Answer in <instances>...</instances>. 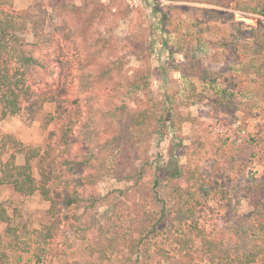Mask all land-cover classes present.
<instances>
[{
	"label": "rangeland",
	"instance_id": "rangeland-1",
	"mask_svg": "<svg viewBox=\"0 0 264 264\" xmlns=\"http://www.w3.org/2000/svg\"><path fill=\"white\" fill-rule=\"evenodd\" d=\"M7 1L18 12L29 10L56 40L32 47L50 69L35 73V89L53 93L58 82L67 81V112L75 110L74 101L80 111L73 151L88 146L80 135L87 122L93 139L121 134L117 119L110 125L105 114L124 115V105L150 104L162 120L138 140L110 146L114 155L108 171L95 183L84 166L67 179L71 192L102 200L92 209L83 202L70 210L53 238L43 237L53 218L39 192L26 196L9 185L0 187V202L18 228L19 244L9 246L7 225L0 222V251L7 256L2 264H122L131 254V240L142 237L144 243L127 264H210L198 243L178 242L185 234L194 238L191 221L172 225L170 213L175 215L179 199L199 225L214 230L237 255L258 251L264 244V230L254 222L264 197V51L255 57L251 36L254 30L264 36V16L240 6L264 0L232 1L225 7L207 0ZM175 7L182 12L179 32L162 21ZM23 36L35 41L32 23ZM225 39L233 45L223 46ZM147 76V92L127 98L133 80ZM59 126L57 104L46 102L34 112L0 120V135L13 134L27 149L43 153ZM12 154L24 164V153L10 147L0 169ZM33 165L39 179V161ZM141 169L146 175L136 184L131 175ZM174 172L179 173L176 183L187 186L181 198L169 182ZM153 226L156 232L146 240ZM146 247L151 248L149 262Z\"/></svg>",
	"mask_w": 264,
	"mask_h": 264
},
{
	"label": "trees",
	"instance_id": "trees-1",
	"mask_svg": "<svg viewBox=\"0 0 264 264\" xmlns=\"http://www.w3.org/2000/svg\"><path fill=\"white\" fill-rule=\"evenodd\" d=\"M232 1H237L238 5L241 4L239 3L240 0H207L206 2L225 7L226 4H230ZM259 6L260 9H258ZM240 8L264 16V2H257L248 7L240 6ZM170 12L169 15L165 14L162 18L165 28L169 27L170 30L179 32V24L176 21L182 16L181 9L175 7ZM29 23H32V35L36 41L33 43L23 36ZM251 38L257 48L254 55L255 57L260 56L264 51V36L259 31L254 30ZM55 41L54 36L45 32L41 20L31 19L29 10L18 12L12 8L7 0H0V120L18 115L23 111L34 112L41 109L46 102L57 104L60 126L55 133L51 134L52 143L48 145L45 152L42 153L39 148L27 149L13 134L3 133L0 135V159L8 152L10 147H14L17 153H24L25 158L24 164L18 165L16 154H12L2 164L0 187L9 185L16 192L26 196L39 192L50 203L49 213L53 218V223L48 227V232L43 234L45 239L53 238L56 235L58 229L69 218L70 210L78 209L83 202L89 203L87 209H92L97 200H102L100 197L85 198L76 191L71 192L68 178L84 166L85 170H89L90 182L95 183L98 178H101L102 172L108 171L107 161L111 160L114 155V150L112 151L110 146L116 144V147L119 148L122 142L138 140L154 125H159L162 120L157 117L156 107H151L150 104H144L143 107L137 109H127L124 105L122 107L124 115L110 111L105 114L106 119L110 121V125H112V118L117 119L119 123L118 130L125 136L124 138L121 134H118L114 139H112V136L104 141L100 137L93 139V133L86 130L90 126L87 122L85 127L80 130L82 132L80 135L88 146L86 148L81 147L77 152L73 151L71 143L76 131L74 128L79 121L77 118L80 111L77 107L78 102L74 101L71 105H75V110L70 111V113L67 112L68 106L65 105L69 102L68 98L70 96L67 81L57 83L59 86L57 91H62L60 95L57 94V91L52 93L50 90L37 93L35 89L38 82L35 73L41 69L50 72V69L46 67L44 59H38L32 47H35V45L42 46L43 44L48 47ZM221 44L223 46L233 45L229 43L228 39L222 40ZM49 60L47 62H52ZM68 72L70 73V70ZM130 86L131 88L127 91V98H132L133 95L141 92H147L150 86L149 76L142 82L133 80ZM35 160L39 161V179L34 175L33 161ZM145 175L146 170L141 169L138 174H132L131 178L138 184ZM178 176V172L172 173L169 182L178 198H181L186 195L187 186L176 183ZM158 184L159 182L156 180L155 186L157 187ZM179 202L176 205L175 215L170 213V216H173V219H171L173 221L172 225L175 222L182 225L191 221L189 234L196 238L194 239L185 234V237L178 239L180 244L188 246L190 243L192 245L198 243L210 264H264V244L258 251L237 255L214 230L199 225L198 221L194 219V211L187 207V203L181 202L180 199ZM258 204L260 205L256 207L254 222L260 230H264V197ZM162 215L165 216V212ZM163 216L158 221V225L164 222L163 220L169 219L168 215L165 219H163ZM0 222L7 225L6 234L11 239L9 246L18 247V228L13 225V217L9 215L2 202H0ZM156 228L157 226H153L151 231H147L146 240L151 238V233H155ZM113 240L111 243L112 248L115 242ZM2 241V237H0V249ZM143 243V237L131 240L128 246L131 254L126 255V258L122 260V264L131 261L132 255L138 250V246ZM150 251L151 248L146 247L144 256L148 262L151 259ZM159 252L163 253V250L159 249ZM6 258V253L0 251V264L4 263Z\"/></svg>",
	"mask_w": 264,
	"mask_h": 264
}]
</instances>
